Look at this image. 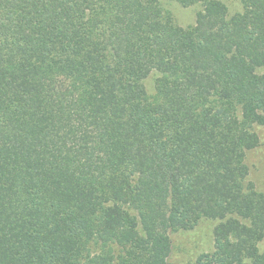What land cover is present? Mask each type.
I'll list each match as a JSON object with an SVG mask.
<instances>
[{"label":"trees","instance_id":"trees-1","mask_svg":"<svg viewBox=\"0 0 264 264\" xmlns=\"http://www.w3.org/2000/svg\"><path fill=\"white\" fill-rule=\"evenodd\" d=\"M173 1L0 0V264H173L202 218L264 264V0Z\"/></svg>","mask_w":264,"mask_h":264},{"label":"rangeland","instance_id":"rangeland-1","mask_svg":"<svg viewBox=\"0 0 264 264\" xmlns=\"http://www.w3.org/2000/svg\"><path fill=\"white\" fill-rule=\"evenodd\" d=\"M229 6V12L235 13L243 8L240 0H224ZM165 7L169 8L176 22L181 26H189L195 23L199 4L182 6L173 0H162ZM151 87L150 82L148 84ZM255 130L259 135V143L256 147L247 151L245 162L248 166L246 184L253 186V189L264 193V125H256ZM232 213H227L230 216ZM239 220L246 225L248 220L241 215ZM220 222L216 218H202L189 230L172 231L170 233L172 251L169 260L173 264H257L249 254L243 256L246 260H234L237 241L234 243L230 236L225 237L220 246L214 234L215 227ZM248 224V223H247ZM259 248L264 251V237L259 241Z\"/></svg>","mask_w":264,"mask_h":264}]
</instances>
